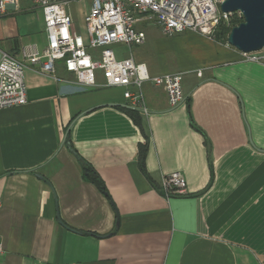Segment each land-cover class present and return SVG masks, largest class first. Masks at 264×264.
Segmentation results:
<instances>
[{
	"label": "crops",
	"instance_id": "0c3cea01",
	"mask_svg": "<svg viewBox=\"0 0 264 264\" xmlns=\"http://www.w3.org/2000/svg\"><path fill=\"white\" fill-rule=\"evenodd\" d=\"M136 29L145 41L117 56L183 73L187 100L172 107L148 81L143 112L60 60L26 68L27 103L0 109V264H264V53L147 17ZM46 43L29 0L0 15V57ZM173 171L188 193L167 198Z\"/></svg>",
	"mask_w": 264,
	"mask_h": 264
},
{
	"label": "built area",
	"instance_id": "2783aa9c",
	"mask_svg": "<svg viewBox=\"0 0 264 264\" xmlns=\"http://www.w3.org/2000/svg\"><path fill=\"white\" fill-rule=\"evenodd\" d=\"M20 0H0V15L9 5ZM43 13L47 43L39 50L34 44L22 48L23 57L2 51L0 57V109L27 103L24 72L29 66H38L45 74L56 72L57 61H62L74 82L85 87H121L132 108L148 112L143 86L152 82L165 88L169 103L177 107L187 98L183 91V73L152 76L146 64L133 57H118L113 45L132 46L145 41L137 22L147 17L158 24L163 33L174 35L193 30L215 37L219 24L232 14L244 19L240 11L224 13L223 0H91L84 17L85 32L73 29L69 6L81 0H30ZM250 60H258L253 53H244ZM101 74L103 81L99 82ZM160 190L167 198L188 193V184L180 171L164 174ZM1 207V202H0ZM4 245L0 234V254Z\"/></svg>",
	"mask_w": 264,
	"mask_h": 264
},
{
	"label": "water",
	"instance_id": "95a60500",
	"mask_svg": "<svg viewBox=\"0 0 264 264\" xmlns=\"http://www.w3.org/2000/svg\"><path fill=\"white\" fill-rule=\"evenodd\" d=\"M221 9L224 13L240 11L244 16V21L231 29L229 44L243 53L264 49V0H223Z\"/></svg>",
	"mask_w": 264,
	"mask_h": 264
},
{
	"label": "rangeland",
	"instance_id": "374dc122",
	"mask_svg": "<svg viewBox=\"0 0 264 264\" xmlns=\"http://www.w3.org/2000/svg\"><path fill=\"white\" fill-rule=\"evenodd\" d=\"M23 2L24 0H20ZM30 1V0H29ZM31 2V1H30ZM32 3V2H31ZM18 5V4H17ZM91 6V0H81L78 2H73L69 6V11L71 13L72 19H73V29L78 31L81 34H84L85 32V24H84V15L86 11L88 12L90 10ZM32 7L34 9H38L33 3ZM239 20H241L237 14H232L229 17V20H226L224 24H222L219 28L220 32L226 31V27H229L230 25L237 23ZM222 27V28H221ZM229 33L226 34L228 36ZM264 53V50L258 51V54Z\"/></svg>",
	"mask_w": 264,
	"mask_h": 264
},
{
	"label": "trees",
	"instance_id": "16d2710c",
	"mask_svg": "<svg viewBox=\"0 0 264 264\" xmlns=\"http://www.w3.org/2000/svg\"><path fill=\"white\" fill-rule=\"evenodd\" d=\"M242 21H244L243 18H242L241 20H239L237 23H234V24L230 25L229 27H226V28H225L226 31H223V32L221 31V32H220L221 29L219 30V28H220V26H221L222 24H224V22L222 21V22L219 24V26H218V28H217V30H216V34H215V36H216L218 39H224V40H226L227 37H228V36H226V34L229 33L230 30H231L234 26L240 24ZM221 28H222V27H221ZM126 110H127V109H126ZM93 181L99 186V188L103 189L102 183H101L99 180H97V179L94 178Z\"/></svg>",
	"mask_w": 264,
	"mask_h": 264
}]
</instances>
